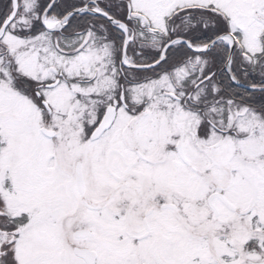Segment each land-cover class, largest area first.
<instances>
[{
	"label": "snow or ice",
	"instance_id": "snow-or-ice-1",
	"mask_svg": "<svg viewBox=\"0 0 264 264\" xmlns=\"http://www.w3.org/2000/svg\"><path fill=\"white\" fill-rule=\"evenodd\" d=\"M0 264H264V0H0Z\"/></svg>",
	"mask_w": 264,
	"mask_h": 264
}]
</instances>
